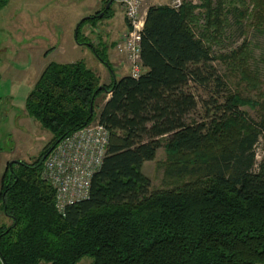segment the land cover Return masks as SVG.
<instances>
[{"label":"trees","instance_id":"obj_1","mask_svg":"<svg viewBox=\"0 0 264 264\" xmlns=\"http://www.w3.org/2000/svg\"><path fill=\"white\" fill-rule=\"evenodd\" d=\"M231 1L239 6L203 0V29L191 4L149 6L139 77L116 79L108 46L82 37L87 18L79 23L77 43L89 45L113 79L102 84L84 61L51 62L27 95L25 112L52 138L35 160L4 169L3 264H78L85 256L93 264H264V146L259 161L255 150L264 139V81L247 42L218 56L210 45L230 15L247 14L264 31V0H250L251 12L247 0ZM8 2L0 0V10ZM95 121L110 132L108 152L88 198L62 214L42 176L45 155ZM162 147L165 185L155 189L143 166Z\"/></svg>","mask_w":264,"mask_h":264},{"label":"rangeland","instance_id":"obj_2","mask_svg":"<svg viewBox=\"0 0 264 264\" xmlns=\"http://www.w3.org/2000/svg\"><path fill=\"white\" fill-rule=\"evenodd\" d=\"M29 1L11 0L8 6L0 11V20L5 15L27 14L28 18L23 17L22 19V21L27 22V26L19 27V30L15 31L17 32L16 40L15 37H12V40L15 42L10 40V35L12 33L14 35V31L12 32L6 27L0 32V36L4 35V38H7L8 42L11 41L8 44L12 46L19 45L20 63H30V67L27 69L28 72L22 74L26 82L23 86L20 84L15 93L17 110L19 112L18 118L13 122L8 120L7 123L1 125L0 147L3 150L0 148L2 151L0 152V158L3 159L4 156V158L8 159L6 163L3 162L5 168L7 163L12 160L26 162L35 160L51 144L52 134L44 129L34 118L27 115L26 112L24 113L26 97L33 88V84L38 80L40 76L38 72L42 65L51 62L71 63L84 61L100 77L102 84L110 83L112 79L111 75H113L112 72L99 61L89 45L78 44L76 41V29L82 19L87 18L83 22L80 35L86 37V39L99 48H102L101 45H98L100 43L108 46L107 52L116 79L121 78L123 74H130L129 62L117 51V45L122 42L128 30V20L119 0H113L114 3H112L109 10L111 11V15L109 16L106 14L104 8L110 0H34V11L27 10ZM172 2L173 0H145L142 3L141 14H145L146 16V11L151 5L171 6ZM181 2L182 5L186 3L195 6L192 13L198 19L197 27L203 29L206 17V11L202 7L203 0H181ZM247 4V10L251 12L253 4L250 0H247ZM233 5L239 6L238 2L234 3V1L226 0L227 8ZM102 12L104 14L100 16ZM35 14H40L42 17L36 19ZM249 18L247 14L240 20L234 15H230V25L226 28L225 33L220 39H217L218 41H213L215 43L210 45H212L213 54L218 56L220 54H228L231 50L247 42L251 46L252 64L254 67L260 69L261 80L264 81V31L257 30ZM89 19H94L95 22H87ZM199 33L196 32V35L199 36ZM41 48L49 49L48 54L46 52V56L49 55L48 58H45L46 60L43 59L39 53L40 57L32 60L31 55H34L33 53L37 54ZM26 57L29 58L26 59ZM33 62L37 63V66H33ZM216 64L223 73L225 71L228 72L226 64L220 61H216ZM232 79L230 77V80ZM7 86L4 85V88ZM262 92H264V85L262 86ZM105 96L103 94L97 99L98 105H102ZM250 96L258 98L256 91L250 93ZM262 98L264 99V94ZM243 110L247 111L252 118L257 117L256 110L249 107H243ZM263 146L264 139H260L255 148L257 161L262 158ZM166 160V150L165 147H162L158 150L156 158L153 161H148L145 165L144 172L151 178L152 187L155 189L165 185L164 163ZM0 220L4 222L8 221L3 216L1 207ZM78 264H93V257L85 256Z\"/></svg>","mask_w":264,"mask_h":264},{"label":"built area","instance_id":"obj_3","mask_svg":"<svg viewBox=\"0 0 264 264\" xmlns=\"http://www.w3.org/2000/svg\"><path fill=\"white\" fill-rule=\"evenodd\" d=\"M128 20V30L117 51L130 66V75L139 77L145 72L141 61V36L145 14H141L145 0H119ZM181 0L171 6L179 9ZM109 130L98 121L61 139L48 153L42 176L56 191V208L62 214L68 205L88 198L93 175L98 171L108 152Z\"/></svg>","mask_w":264,"mask_h":264},{"label":"crops","instance_id":"obj_4","mask_svg":"<svg viewBox=\"0 0 264 264\" xmlns=\"http://www.w3.org/2000/svg\"><path fill=\"white\" fill-rule=\"evenodd\" d=\"M10 1L11 0H9L8 4L10 3ZM33 1L34 0H30L28 2V6H27L28 11H30V10L34 11V9H33L34 2ZM8 4L5 7H3L0 11H2L4 8H6L8 6ZM38 13H39V11H38ZM23 17L28 18L27 14L26 15L25 14H18V15H14V16H11V14H10L8 16H6V15L3 16V18H1V20H0V32L4 30V27H6L7 29H10L12 32L14 31V35H12L13 33L10 35V40L12 42H15L12 40V37H15V40H16L17 32H15V31L19 30V27L27 26V22L22 21ZM41 17H42V15L35 14L36 19L37 18L40 19ZM11 41L8 42V39L4 38V35L0 36V131L2 129L1 125H3L4 123H7L8 120L10 122H13V121L17 120V118H18L19 112L17 110L18 106L16 104L15 93H16V90H18L20 84H22L21 86H23L25 84L26 81H24V77H22V74H26L28 72L27 69L30 67L29 66L30 63H22V62L20 63V61H19V50H18L19 45L12 46L11 44H8V43H11ZM14 49H15V51L13 52ZM48 50L49 49L41 48L37 52V54L33 53L34 55H31L32 60L40 57L39 53H40V55H42L43 59L48 58L49 55L46 56V52L48 54ZM4 55H6L7 57L6 56L4 57ZM27 58H29V57H26V59ZM110 58H111V56H110ZM32 64H33V66H37L36 65L37 63L35 64V62H33ZM48 64L49 63H46V64L42 65V67H40V71L38 72L40 75L45 70V68L47 67ZM127 74H129V73H127ZM127 74H123V76L127 75ZM111 76L113 79V75H111ZM114 76H115V73H114ZM112 79H111V81H112ZM4 85H8V86L6 88H4ZM14 88H16V89H14ZM24 113H25V110H24ZM0 152H2V151L0 150ZM7 161H8V159L4 158V156H3V159L0 158V175H1L0 176V192H1V185H2V175H3L2 172H4V168H5L3 162L6 163ZM146 163H144L143 171H145L144 168H145ZM0 199H1V197H0ZM3 216H5V215H3ZM2 220H0V224H1ZM7 222L2 221V223H7ZM0 264H3L1 260H0Z\"/></svg>","mask_w":264,"mask_h":264},{"label":"water","instance_id":"obj_5","mask_svg":"<svg viewBox=\"0 0 264 264\" xmlns=\"http://www.w3.org/2000/svg\"><path fill=\"white\" fill-rule=\"evenodd\" d=\"M112 3H113V0H110V1L108 2L107 6H106V9L110 8V6L112 5ZM103 14H104V12H102V13L100 14V16H103ZM84 19H86V18H84ZM84 19H82L81 21H83ZM76 31H77V29H76ZM59 141H60V140H58V143H59ZM53 148H54V146L51 148V150H52ZM51 150H50V151H51ZM50 151H49V152H50ZM49 152H48V153H49ZM48 153L45 155V157H47Z\"/></svg>","mask_w":264,"mask_h":264}]
</instances>
